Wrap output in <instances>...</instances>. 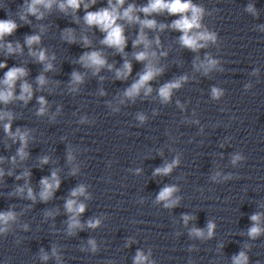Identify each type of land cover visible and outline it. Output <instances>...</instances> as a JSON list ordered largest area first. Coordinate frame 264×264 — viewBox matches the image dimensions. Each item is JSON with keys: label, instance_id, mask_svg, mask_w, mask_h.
Listing matches in <instances>:
<instances>
[{"label": "water", "instance_id": "water-1", "mask_svg": "<svg viewBox=\"0 0 264 264\" xmlns=\"http://www.w3.org/2000/svg\"><path fill=\"white\" fill-rule=\"evenodd\" d=\"M25 3L0 0V20L18 24L0 41V63L7 65L0 68V79L8 68L24 67L28 75L22 79L33 89L27 104L20 100L0 104V110L14 116L11 130L29 134L27 156L21 160L19 141L5 134L3 125L8 121H0L4 172L0 212L16 213L7 232L0 233V264H133L137 250L150 253L155 264H232V257L241 251L248 264H264V140L174 92L168 103H162L158 95L162 84L156 80L149 82L153 89L149 95L141 90L134 101L124 97L142 71L132 65L127 79H117L123 58L42 9V19L26 14L30 23L21 20ZM69 29L74 42L64 38ZM31 35L40 36L31 51L44 50L51 70L45 71V63L30 54L25 38ZM8 43L13 47L18 43L21 51L8 55ZM92 51L106 60L95 74L80 62ZM74 71L83 78L75 85ZM41 74L47 81L43 86L37 83ZM40 96L47 101V110L37 115ZM139 114L145 116L143 122ZM236 155L243 158L233 164ZM174 160L178 163L169 174L154 175L156 168ZM53 172L60 185L43 202L40 181L47 177L51 182ZM81 185L85 194L72 197ZM166 186L177 189L173 207L156 200ZM18 187H24L22 194L16 192ZM28 187L35 201L27 198ZM68 199L86 206L78 217L83 227L72 234L68 232L72 214L65 208ZM255 214L259 220L253 222ZM92 219H99V226L88 227ZM209 221L215 225L211 237ZM254 223L262 231L253 239L248 230ZM193 229L202 230L204 236L192 234ZM53 247L59 261L52 255ZM42 249L47 261L41 259Z\"/></svg>", "mask_w": 264, "mask_h": 264}, {"label": "clouds", "instance_id": "clouds-1", "mask_svg": "<svg viewBox=\"0 0 264 264\" xmlns=\"http://www.w3.org/2000/svg\"><path fill=\"white\" fill-rule=\"evenodd\" d=\"M96 3V0H90L86 2V0H30V3L27 2L23 6V10L20 14V19L27 21V15H34L37 19H42L44 16V12L41 11V8L45 10H51L53 4H57L59 10L68 13V10L71 9L72 13H77L81 7L84 10L83 20L85 24L89 27L95 26L99 28V30L105 33V37L102 41L104 45L109 47H113L119 53H123L126 47V36L124 34V26L118 21H126L128 24H139L140 30L137 36V39L133 41V47L143 45V50L135 53V59L138 62H145L144 70L139 74L138 80L131 84L124 92V97L135 100V98L141 93V90L144 91V95H149L153 89L150 86L152 80H154L158 75L163 73V69L157 67L154 63L155 60L158 59L157 53L155 51H150L151 45L153 43L152 40H149L144 29H157L163 31L166 27H171L173 30L179 31L181 33L179 37V42L182 47H186L189 50L196 52L200 49L206 48L209 43L216 44L218 42V36L215 31L209 30L207 27L203 26L202 19L205 16V9L203 6L197 5L193 3V0H148V3L144 6H140L139 8L135 4H128L127 7H124L126 0H108V6L102 7L97 11H89L88 9ZM246 11L256 15V10L253 5L249 4L246 8ZM138 12L143 13L145 17L150 16L153 13L159 14L163 12H167L169 15H176L179 18L172 21L170 25L165 24H157L155 19H141V17L137 14ZM18 24L11 19L0 20V41H3L5 35H11L17 29ZM64 38L69 42H74V37L72 35V30H66ZM40 42L39 35H31L25 38V43L30 48V54L35 56L37 60L41 63H45L47 57L45 55V51L41 50L38 53L31 51V45L34 43ZM84 43L87 44V38H85ZM155 44L157 46L160 45V40L157 37L155 39ZM7 54L12 55L16 52L21 51L20 45L17 43L15 47L11 43L6 45ZM161 56H165L166 53L161 52ZM54 59V57H53ZM198 61V62H197ZM197 61H194L193 67L197 71H202L205 75H207L210 71L215 69L219 63L218 60L213 59L210 55H206L204 60H199L197 57ZM80 62L85 67L93 68L94 74L98 72L101 67L106 64V60L102 57L100 52L92 51L90 53H85L80 57ZM7 67L6 63H0V68ZM51 63H45V71H49L52 69ZM111 69L112 65H108ZM132 72V65L127 60L124 62L121 69L116 70L117 79H127V77ZM28 75L27 70L24 67H11L4 73L2 79H0V104L7 105L11 103L13 100H20L27 104L33 98V89L32 86L27 83L26 80L22 78ZM188 79L187 76H181L173 81L163 84L158 89V95L162 103H168L170 101L172 92L174 89H179L184 82ZM83 80L82 76L77 73H72V84L81 83ZM20 81V92L19 95L15 93V87L17 82ZM47 81L45 77L41 74L37 77V83L40 86H43ZM250 87V85H246V88ZM75 91V88L72 89ZM223 95V91L213 87L212 88V97L214 99H218ZM37 102L40 104V108L38 109L37 115H42L46 112V104L47 101L43 96L37 98ZM124 101L121 100V103ZM14 119V116L11 111L0 110V121L7 120L8 122L4 123L3 128L6 135H8L13 142L17 140L20 143V147L17 149V155L23 160L27 153L25 152V148L27 147L29 134L27 130L22 131L20 128H17L14 132L11 130V122ZM138 119L143 122L145 120V116L142 114L138 115ZM71 159V157H69ZM243 157L236 155L233 157L232 163L235 164L238 160H241ZM12 162L15 163L16 157L11 158ZM44 162H47V158H44ZM178 163V160H174L171 164H167L164 167L156 168L154 175H167L171 172L172 168ZM139 171V170H138ZM11 175V172L8 173ZM4 175L2 169H0V177ZM24 176L29 175L28 173H24ZM21 176H17L16 179H21ZM42 185V190L39 193L40 200L43 202H47L49 198L52 197L55 189L59 188L60 181L56 177V173H52L51 182L49 178H42L40 181ZM27 187V184L25 185ZM24 187H18L16 189L17 193H23ZM177 189L175 186H166L164 187L156 197L157 202H164V206L173 207L177 204L178 198L173 199V193L176 192ZM85 194L84 186H80L74 189L71 193L72 197H77ZM27 198L35 201V196L33 194V190L28 187L27 188ZM65 208L68 213H71L68 221V232L72 234L73 231L77 228H82L83 226L80 223L78 217L80 214L84 213L86 206L83 203H78L76 199H68L65 204ZM51 215V213H48ZM16 213L14 211H4L0 212V233H5L8 230L9 222L15 221ZM185 222L189 219L188 216L184 217ZM253 222L259 220V215L255 214L251 217ZM88 227L96 228L100 224L99 219H92L87 222ZM215 225L209 221L207 224L208 236L211 237L213 234V229ZM27 225H25V229ZM261 229L256 225L248 230V235L251 238H256L261 234ZM192 234L203 237L204 233L200 229H193ZM88 243L92 246V250H96V244L94 240H89ZM52 255L56 256L59 261V256L57 255V250L55 247L52 249ZM149 255H145L142 251L137 250L136 255L133 260V264H155L154 261L150 260ZM41 259L47 261L49 256L47 253L41 250ZM232 264H248V257L245 252L241 251L238 255H234L232 257Z\"/></svg>", "mask_w": 264, "mask_h": 264}]
</instances>
